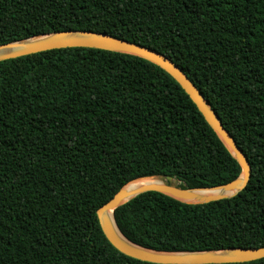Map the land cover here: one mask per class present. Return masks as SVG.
Listing matches in <instances>:
<instances>
[{
	"label": "trees",
	"instance_id": "obj_1",
	"mask_svg": "<svg viewBox=\"0 0 264 264\" xmlns=\"http://www.w3.org/2000/svg\"><path fill=\"white\" fill-rule=\"evenodd\" d=\"M64 31L166 56L250 166L230 198L135 196L113 210L120 233L161 252L264 247V0H0V45ZM240 172L183 89L146 59L67 47L0 61V264H156L113 248L97 209L141 178L210 188Z\"/></svg>",
	"mask_w": 264,
	"mask_h": 264
},
{
	"label": "water",
	"instance_id": "obj_2",
	"mask_svg": "<svg viewBox=\"0 0 264 264\" xmlns=\"http://www.w3.org/2000/svg\"><path fill=\"white\" fill-rule=\"evenodd\" d=\"M67 47L93 48L130 54L146 59L160 67L168 75H170L187 94V96L196 106L197 110L200 112L207 124L217 134L223 144L230 151L231 155L236 159L241 169L240 175L237 178L225 184L210 188H181L177 185L172 184V178L170 176H165L163 180H161V178L155 177L159 179L156 180L155 183L147 184L134 190H126V184L119 191H117L109 201L104 203L96 211V216L101 231L108 243L118 252L128 257L156 264H224L242 263L264 258V247L220 250L231 251V253L227 255H217L220 251L161 252L143 248L130 242L120 233L119 230L118 231L122 235L123 239L130 243L132 246L124 244L118 239L106 215L110 211L113 215V210L115 208L124 204L135 196L144 192L153 191L162 193L171 198L186 203H208L225 198H230L243 190L247 185L251 172L250 166L233 138L226 131L221 122L217 119L215 114L209 108L207 102L202 98L199 91L184 74V72L166 56L158 53L153 49L136 43L128 42L126 40L116 38L104 33H96L91 31H64L36 36L26 40L1 44L0 50L9 49V51H6L4 53L0 52V61L42 51ZM202 190H217V193L200 198L197 201H191L194 199V192Z\"/></svg>",
	"mask_w": 264,
	"mask_h": 264
},
{
	"label": "bare ground",
	"instance_id": "obj_3",
	"mask_svg": "<svg viewBox=\"0 0 264 264\" xmlns=\"http://www.w3.org/2000/svg\"><path fill=\"white\" fill-rule=\"evenodd\" d=\"M33 40V39H31ZM6 51H9V49H2L0 50V52L4 53ZM156 180H159V179H153V178H146V179H138V180H135V181H132L130 183H128L126 186H125V189L126 190H134L136 188H139V187H142L144 185H147V184H152V183H155ZM217 193V190H202V191H196L194 192V199L191 200V201H197L199 200L200 198H203V197H207L209 195H213V194H216ZM107 219L109 220L111 226H112V229L115 233V235L118 237V239L123 242L124 244H127L129 246H132L130 243H128L127 241H125L122 237V235L119 233L116 225L114 224V221H113V215L110 212L107 213L106 215ZM231 253V251H220L218 252L217 255H227Z\"/></svg>",
	"mask_w": 264,
	"mask_h": 264
},
{
	"label": "rangeland",
	"instance_id": "obj_4",
	"mask_svg": "<svg viewBox=\"0 0 264 264\" xmlns=\"http://www.w3.org/2000/svg\"><path fill=\"white\" fill-rule=\"evenodd\" d=\"M153 179H157V178H153ZM161 180H163V179H161ZM172 184H174V185H178V182L175 181V180H172Z\"/></svg>",
	"mask_w": 264,
	"mask_h": 264
}]
</instances>
